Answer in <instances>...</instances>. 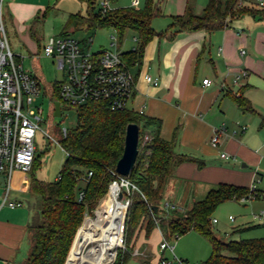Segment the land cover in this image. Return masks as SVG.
<instances>
[{"label": "crops", "instance_id": "0c3cea01", "mask_svg": "<svg viewBox=\"0 0 264 264\" xmlns=\"http://www.w3.org/2000/svg\"><path fill=\"white\" fill-rule=\"evenodd\" d=\"M2 1L7 17L19 30L27 21L38 20L41 14L45 17L53 3V0ZM79 1L89 4L90 10L96 2ZM99 1L120 7L116 0ZM168 1L172 5L166 15L171 18L183 14L189 2L201 14L204 9L200 8L209 0H165ZM129 66L136 80L129 110L144 109V115L158 119L161 137L174 141L175 151L186 157L166 181L160 215L171 216L190 207L220 183L249 187L255 175L263 181L264 20L244 16L220 30L182 31L173 38L155 36L145 45L139 62ZM146 74L157 78L158 84L148 82ZM206 78L211 80L210 85L204 84ZM239 91L248 99L251 110H242L233 100L231 93ZM222 123H226L227 132L215 148L211 137ZM243 124L247 125L244 131L239 128ZM154 130L155 125L147 128ZM222 151L232 157L222 158ZM31 185L32 173L16 170L10 180L7 175L0 176V264H18L28 253L29 227L38 219V211L34 210L38 199L31 192ZM259 190L264 194V190ZM9 202L22 205L11 207ZM167 203L175 208H168ZM260 213H253L254 220ZM254 225L257 224L243 223L236 229ZM155 229L163 239L161 228ZM142 232L146 234L141 229L139 236ZM244 232L236 233L241 236Z\"/></svg>", "mask_w": 264, "mask_h": 264}, {"label": "trees", "instance_id": "16d2710c", "mask_svg": "<svg viewBox=\"0 0 264 264\" xmlns=\"http://www.w3.org/2000/svg\"><path fill=\"white\" fill-rule=\"evenodd\" d=\"M242 1L209 0L201 14H197L189 2L183 14L171 16V24L164 32L152 26L153 18L162 15L160 6H154L153 0H147L144 9L109 8L106 12L100 9L88 16L71 14L67 25L88 29L95 26L112 27L118 33L119 45L122 44L125 32L132 30L138 38V44L135 49L123 53L124 59L131 65L139 62L145 45L155 36L173 38L182 31L220 30L245 15L264 20V7L243 5ZM0 16L4 23L1 0ZM57 90L54 94L58 98ZM231 96L242 110H251L248 99L240 91L232 92ZM74 111L78 123L75 128L68 129L64 138L67 157L58 178L43 181L35 177L37 156L30 171L31 192L39 198L38 219L29 227L28 253L18 264H65L73 242L68 264H75L87 256L92 217H87L81 225L87 213H92L98 206L97 210L101 209L110 197L109 185L115 178L117 162L123 155L126 128L130 123H137L140 128L144 126V132L142 136L140 132L139 154L129 175V180L136 188L132 189L129 198L126 241L139 226L149 236L157 226L162 230L163 224L166 226V232L163 233L168 237L178 238L194 231L206 238L212 246V252L203 264H264V237L226 240L215 234L212 225L216 209L225 202L249 197V187L220 183L190 207L171 216L160 215L153 207L161 206L167 179L186 160L185 156L175 151L174 141L161 137V122L129 109L112 111L105 102H88L76 107ZM151 125H155L156 130L147 131ZM145 134H149L150 140L143 144ZM82 190L85 195L79 201ZM263 195L258 189L255 199ZM260 225L235 229L234 233ZM121 235L123 237V232ZM123 251H119L114 264H126L129 260V254L120 258Z\"/></svg>", "mask_w": 264, "mask_h": 264}, {"label": "built area", "instance_id": "2783aa9c", "mask_svg": "<svg viewBox=\"0 0 264 264\" xmlns=\"http://www.w3.org/2000/svg\"><path fill=\"white\" fill-rule=\"evenodd\" d=\"M259 5L263 7L264 0H260ZM101 7L102 12H106L110 8L109 2L102 1ZM111 38L112 48H103L98 51L91 49L94 41L93 37L88 40H80L70 34H63L48 38L44 45V54L51 57L57 68L63 72L61 80L48 85L50 95L55 93L56 88L59 95L58 98L53 99L51 97L50 99L51 113L55 112V101L61 103V115L65 105L67 110H74L76 107L88 102H105L112 111H123L130 108V102L135 94L136 80L130 66L123 57V52L119 48L118 37L112 35ZM135 40L137 41L138 38L136 37ZM145 79L155 85L158 84V79L149 74L145 75ZM239 79L240 76L236 77L235 82L238 83ZM203 82L206 85L212 83L208 78L204 79ZM40 93L39 78L25 69L24 56L15 54L12 51L5 25L0 16V173L6 171L9 180L16 170L30 173L37 156L35 139L43 115L42 108L37 104ZM137 112L144 114V109ZM239 128L244 131L247 129V125L243 124ZM67 132L68 128L65 127L63 129L64 138ZM226 132L227 125L222 123L215 129L211 137V145L218 148L221 138ZM47 135L51 137L49 133ZM148 140H150V136L145 134L142 143L144 144ZM220 156L225 159L232 157L226 151H222ZM89 175L91 176L92 173ZM258 182H261V178L259 175H255L249 186V197H242L240 202L255 199L259 189ZM114 184L121 186L120 194L123 193L121 199L126 203L127 208L121 225L123 232L122 244L118 246L112 264H114L119 251L126 248L129 198L132 189L136 188L129 180V176L120 175L116 171L108 192ZM124 188L127 189V192ZM84 195V191H80L79 201L83 200ZM21 205V202H9L11 207ZM166 206L175 208L174 205L168 203ZM98 207L94 210L95 213ZM92 213H87L84 221L89 217V214L93 215ZM263 215L264 212H261L256 217L261 218ZM230 219H233V216H230ZM212 223H217V219L213 218ZM160 249L163 252L168 250L173 254L172 260L162 256L160 258L162 264H191L175 254V247L169 242L168 236L165 234H163ZM135 253L139 254L138 251Z\"/></svg>", "mask_w": 264, "mask_h": 264}, {"label": "rangeland", "instance_id": "374dc122", "mask_svg": "<svg viewBox=\"0 0 264 264\" xmlns=\"http://www.w3.org/2000/svg\"><path fill=\"white\" fill-rule=\"evenodd\" d=\"M116 1H119L118 4L120 7L118 8L136 7L144 9L147 4V0ZM116 1L115 4L117 5ZM139 1L141 2V5H139ZM243 1L245 3L243 5L259 7L260 0ZM113 4L114 3L110 2L109 7L113 8ZM153 4L154 6H160L162 15H158L153 18L152 26L157 31L164 32L170 25H165L171 21V18L166 15V11L169 6L172 5V1H168V3H166L165 0H153ZM205 5H202L203 7H201L200 10H203ZM100 9H102V7L101 1L99 0H96L95 4H93L92 10H90L89 4L79 0H53L51 8L45 17L41 14L38 20L32 19L27 21L25 25H23V29L19 30L20 28L18 29L16 27L12 19L7 17L3 1L1 3V11L4 15V24L7 30L11 49L15 54L24 56L25 69L31 74L37 76L40 81L41 93L37 104L42 108L43 115L42 120L40 121V129H38L35 139L38 158L35 175L40 180L53 181L59 176L63 163L67 157V152L64 149L63 129L65 127L68 129L75 128L78 123L77 113L73 109L67 110L66 105L63 106L64 111L61 116H55L54 113H51L52 106L50 99L51 97L53 99L57 97L55 94L50 95L48 85L55 84L56 81L61 80L63 78V72L57 68L56 63L51 57L44 54V45L48 38L58 37L69 32L70 35H73L80 40H88L90 37H93L94 41L91 47L93 51H98L103 48H112L111 36L116 35L118 37V33L114 28L95 26L88 29V27L74 28L67 25V21L71 13H81L83 16H88L89 14H92V12L100 11ZM245 16L254 18L251 15ZM161 25H165V27H159ZM134 35L135 33L132 30H127L125 32L122 39V46L120 48L121 51H127L133 47L136 48L137 43L134 39ZM37 56L39 57L37 58ZM140 132L142 136L144 126H141ZM47 133H49L52 138L49 137ZM5 175H7L6 171L0 173V176ZM258 185L259 188L264 190V179L263 181L258 182ZM124 190L127 192L126 188H124ZM34 196L37 197L39 201L38 196ZM35 209L36 211H39V205H37L34 210ZM178 211H180V209L177 210V212ZM262 211L264 212V195L259 199H253L247 202H225L221 204L213 214V218L217 219V223H212L213 230L218 237L226 240L238 239L240 237H264V215L255 220L253 218L254 212L260 213ZM97 213V211L96 213L94 211L92 213L93 215L89 214L88 216L97 217L99 214ZM230 216H233L234 219H230ZM243 223L261 225L246 230L241 236L234 233L235 229L240 227ZM141 229V226H139L134 235L129 237L128 241H126L124 237L126 248L121 253L120 258L123 255L129 254L130 258L126 264H162L160 263V258L162 256H166L169 260H172L173 254L170 251L167 250L163 252L160 249L162 237L158 230H152L149 236H147L144 232H142L139 236ZM162 230L163 232H166V226L163 224ZM121 234L116 250L118 246L122 244L123 237ZM168 239L175 247V254L182 259H188L191 264H203L212 252L210 242L194 231L178 238L168 237ZM136 251H138L139 254H136ZM89 252L87 256L89 255ZM68 257L65 264H68ZM80 260H77V262Z\"/></svg>", "mask_w": 264, "mask_h": 264}, {"label": "bare ground", "instance_id": "6f19581e", "mask_svg": "<svg viewBox=\"0 0 264 264\" xmlns=\"http://www.w3.org/2000/svg\"><path fill=\"white\" fill-rule=\"evenodd\" d=\"M120 192V185H112L107 202L97 210L98 216L92 217L89 229L90 252L87 257L78 261V264H112L117 244L120 241L121 225L127 208L126 203L119 197Z\"/></svg>", "mask_w": 264, "mask_h": 264}, {"label": "water", "instance_id": "95a60500", "mask_svg": "<svg viewBox=\"0 0 264 264\" xmlns=\"http://www.w3.org/2000/svg\"><path fill=\"white\" fill-rule=\"evenodd\" d=\"M55 116H61V103L55 101ZM140 126L137 123H130L126 128L125 145L122 157L116 165V172L123 176H129L139 154ZM123 193L120 194V197ZM159 206H154L155 212L160 211Z\"/></svg>", "mask_w": 264, "mask_h": 264}]
</instances>
